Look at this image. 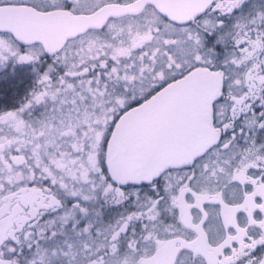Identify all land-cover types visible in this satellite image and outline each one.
<instances>
[{"label": "snow or ice", "instance_id": "snow-or-ice-1", "mask_svg": "<svg viewBox=\"0 0 264 264\" xmlns=\"http://www.w3.org/2000/svg\"><path fill=\"white\" fill-rule=\"evenodd\" d=\"M9 60L0 264H264V0H0Z\"/></svg>", "mask_w": 264, "mask_h": 264}, {"label": "rangeland", "instance_id": "rangeland-1", "mask_svg": "<svg viewBox=\"0 0 264 264\" xmlns=\"http://www.w3.org/2000/svg\"><path fill=\"white\" fill-rule=\"evenodd\" d=\"M45 67L46 63L40 64L38 70L43 71ZM33 69L31 63H13L11 60L0 67V108L11 110L13 104L21 102L24 96L15 94L17 91L30 92L36 79Z\"/></svg>", "mask_w": 264, "mask_h": 264}, {"label": "flooded vegetation", "instance_id": "flooded-vegetation-1", "mask_svg": "<svg viewBox=\"0 0 264 264\" xmlns=\"http://www.w3.org/2000/svg\"><path fill=\"white\" fill-rule=\"evenodd\" d=\"M29 93H30V92H25V91H21V90L17 91L15 94L23 95L24 98L22 99L21 102H17V103H15V104H13V105L11 106L10 109L12 110V109H15V108L19 107L20 104L24 101L25 97H26ZM0 110H3V108L1 107Z\"/></svg>", "mask_w": 264, "mask_h": 264}, {"label": "trees", "instance_id": "trees-1", "mask_svg": "<svg viewBox=\"0 0 264 264\" xmlns=\"http://www.w3.org/2000/svg\"><path fill=\"white\" fill-rule=\"evenodd\" d=\"M4 99H6V98H4ZM4 107V106H3Z\"/></svg>", "mask_w": 264, "mask_h": 264}]
</instances>
